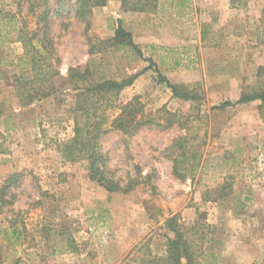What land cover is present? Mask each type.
I'll list each match as a JSON object with an SVG mask.
<instances>
[{"label":"rangeland","instance_id":"374dc122","mask_svg":"<svg viewBox=\"0 0 264 264\" xmlns=\"http://www.w3.org/2000/svg\"><path fill=\"white\" fill-rule=\"evenodd\" d=\"M55 6L49 0L44 57L58 77L50 97L28 102L16 78L29 80L30 66L15 30L33 32L36 17L26 3L0 0V189L9 184L11 200L0 213V264H150L163 256V223L174 216L198 264H264V109H213L264 82V0L240 9L228 0H158L151 13L110 0L86 21L74 0L57 14ZM118 21L141 55L100 45ZM148 60L201 100L173 99ZM70 69H87L89 83L137 76L119 104L138 96L149 122L99 140L103 172L122 187L133 180L127 193H107L85 162L62 154L75 116Z\"/></svg>","mask_w":264,"mask_h":264},{"label":"trees","instance_id":"16d2710c","mask_svg":"<svg viewBox=\"0 0 264 264\" xmlns=\"http://www.w3.org/2000/svg\"><path fill=\"white\" fill-rule=\"evenodd\" d=\"M68 0H56V14L63 11ZM110 0H74L76 15L79 20L86 21L94 8H103ZM123 12L151 13L158 5V0H116ZM178 5H186L189 0H176ZM17 3H26L29 14L35 16V30L26 33L27 30H15L18 41L21 43L25 63L30 66L29 80L16 78L24 86V96L28 102L46 99L50 97L55 84L51 82L54 76L52 67L47 64L44 53L46 44L50 41L45 34L49 28L52 10L49 8V0H16ZM232 9H240L246 6L247 0H228ZM31 35L34 39L41 35V40L33 45ZM43 36V37H42ZM33 39V40H34ZM37 41V40H36ZM100 45L108 48H131L137 55L140 50L134 44L130 33L126 32L117 22L113 38L108 41H100ZM106 49V48H105ZM149 69L157 75L158 82L165 86L173 99L186 102H197L201 96L183 84H175L158 74L155 64L148 60ZM53 73V77H52ZM264 68H259L257 76L261 79ZM87 69L83 72L70 69L68 82L75 93L73 118V137L63 147L62 154L68 162L82 161L86 163L87 176L97 183L107 193H127L135 184L128 180L126 186L122 187L118 182L108 178L103 171L106 170L108 162L107 152L99 146V140L109 130H115L123 136H131L134 132L144 126L149 120H145L143 107L138 96H134L125 104H119L121 92L132 85L137 76H133L121 82L104 81L100 83L88 82ZM82 86L79 87L78 84ZM25 87H29L25 89ZM260 103V109H264V82L257 88H251L243 92L234 102H223L215 106L214 110H225L251 104ZM117 110L119 113L112 120L107 118V112ZM163 111V110H162ZM161 112V111H159ZM173 117L171 114H169ZM177 164V162L174 161ZM175 173V170H174ZM9 184L0 189V213L2 209L11 204V200L5 198L9 195ZM163 227L168 234L165 236V250L161 258H151L150 264H198V256L194 246L186 240L181 231L177 218L169 217L164 220Z\"/></svg>","mask_w":264,"mask_h":264}]
</instances>
